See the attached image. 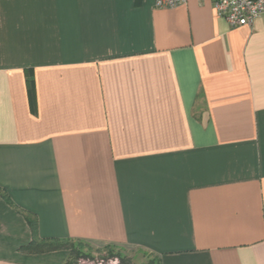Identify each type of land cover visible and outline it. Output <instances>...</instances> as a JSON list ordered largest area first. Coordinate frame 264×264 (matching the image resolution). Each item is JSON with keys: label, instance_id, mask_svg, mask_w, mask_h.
<instances>
[{"label": "crops", "instance_id": "obj_1", "mask_svg": "<svg viewBox=\"0 0 264 264\" xmlns=\"http://www.w3.org/2000/svg\"><path fill=\"white\" fill-rule=\"evenodd\" d=\"M24 213L161 264H264V13L0 0V264H64L20 249Z\"/></svg>", "mask_w": 264, "mask_h": 264}, {"label": "rangeland", "instance_id": "obj_2", "mask_svg": "<svg viewBox=\"0 0 264 264\" xmlns=\"http://www.w3.org/2000/svg\"><path fill=\"white\" fill-rule=\"evenodd\" d=\"M72 244L73 256L68 259L70 264H146L155 258L146 251L128 245L86 241H74Z\"/></svg>", "mask_w": 264, "mask_h": 264}, {"label": "built area", "instance_id": "obj_3", "mask_svg": "<svg viewBox=\"0 0 264 264\" xmlns=\"http://www.w3.org/2000/svg\"><path fill=\"white\" fill-rule=\"evenodd\" d=\"M186 0H154L157 7H172ZM230 27L251 24L264 13V0H211Z\"/></svg>", "mask_w": 264, "mask_h": 264}, {"label": "trees", "instance_id": "obj_4", "mask_svg": "<svg viewBox=\"0 0 264 264\" xmlns=\"http://www.w3.org/2000/svg\"><path fill=\"white\" fill-rule=\"evenodd\" d=\"M2 195L10 201L9 196H6L5 192L2 191ZM24 217L26 218V220H28L30 227H31V232H32V239L30 242H28L27 244H24L22 247H20L21 250H25L29 253H35V252H47L49 250H57L59 248H63L66 249L68 251V258L66 259V261L64 262V264H70V262H68L70 259L72 258L73 255H71V250H72V243L74 241H68V240H64V239H55V238H40L38 235V232L36 231V223L31 220V218H29V214L24 213ZM80 242V241H77ZM69 259V260H68ZM146 264H161L159 261V258H153L151 260H148V262Z\"/></svg>", "mask_w": 264, "mask_h": 264}]
</instances>
